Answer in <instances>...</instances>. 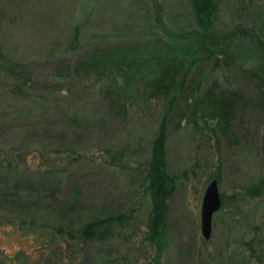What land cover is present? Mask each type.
Segmentation results:
<instances>
[{"label":"rangeland","instance_id":"1","mask_svg":"<svg viewBox=\"0 0 264 264\" xmlns=\"http://www.w3.org/2000/svg\"><path fill=\"white\" fill-rule=\"evenodd\" d=\"M186 10L184 0H0V163L9 169L0 172V216L50 219L57 201L81 202L91 215L129 214L98 248L67 250L57 264L118 257L129 264H264V111L251 72L256 62L242 48L227 69L206 56L186 60V79L199 76V85L193 97L175 89L171 107L166 93L146 87L156 71L150 55L166 30L188 31L180 12ZM218 13L217 32L264 27V0H220ZM126 45L146 61L117 77L123 106L117 111L108 102L107 72L77 69L76 61ZM213 80L242 93L225 127L198 113L191 120L185 105ZM162 117L164 169L172 181L154 241L147 228L151 195L146 180L134 176L147 167ZM211 177L220 207L203 238L199 207ZM17 247L29 250V238L0 225V248Z\"/></svg>","mask_w":264,"mask_h":264},{"label":"trees","instance_id":"2","mask_svg":"<svg viewBox=\"0 0 264 264\" xmlns=\"http://www.w3.org/2000/svg\"><path fill=\"white\" fill-rule=\"evenodd\" d=\"M187 12L180 11L181 18L186 19L190 25L188 31L175 32L166 30L165 40L155 46L150 55L151 62L156 65V71L146 85L148 92L166 93L167 107L176 100L178 93L175 89L187 90L185 95L192 96L198 87L199 76L188 82L186 74L195 56L212 58L213 66L219 65L229 68L230 63L235 61L242 52L249 54V58L256 62L255 79L259 87L258 102L264 111V27L259 23L249 28L243 25H234L227 31L217 32L213 27L214 21L219 18L220 0H184ZM239 4L241 0H236ZM156 18L162 16L163 11L160 3L154 5ZM179 12V13H180ZM179 15V14H178ZM158 46V47H157ZM192 55H191V54ZM149 59V60H150ZM188 60V63H186ZM146 59H140L135 50L130 46L117 48H103L91 53L84 59L77 60L76 68L80 70H105L109 85H107L108 102L122 109L116 88H119L118 76L126 77L131 70H135ZM117 75V76H116ZM175 75L178 78L175 80ZM213 80L208 90L201 94V98L192 102H186L191 120L195 119L196 113L205 116L220 126L225 127L230 123L233 108L239 102L242 93L229 91L217 87ZM178 90V91H179ZM186 97V98H187ZM163 117L160 121V129L152 141L151 153L147 167L135 174V178L146 180V188L151 195V212L147 219L148 237L158 241L162 233L165 216L164 195L170 188L172 176L164 169L163 148ZM6 165L0 163V172H9ZM257 189V188H255ZM57 201V200H56ZM52 218H40L32 213L0 216V225H8L19 237H28L30 249L17 247L12 253H7L0 248V264H40L44 258H51L53 264L61 260L63 252L69 250L74 254L83 253L87 246L98 248L107 241L118 227L125 225L129 214L124 211L104 214H89L83 203L74 202L67 204L57 201ZM38 256V259H35ZM107 264H129L119 257L112 259ZM156 264V263H154Z\"/></svg>","mask_w":264,"mask_h":264},{"label":"water","instance_id":"3","mask_svg":"<svg viewBox=\"0 0 264 264\" xmlns=\"http://www.w3.org/2000/svg\"><path fill=\"white\" fill-rule=\"evenodd\" d=\"M220 207L217 180L211 177L206 183L199 207V230L203 238H208L211 231V215Z\"/></svg>","mask_w":264,"mask_h":264}]
</instances>
